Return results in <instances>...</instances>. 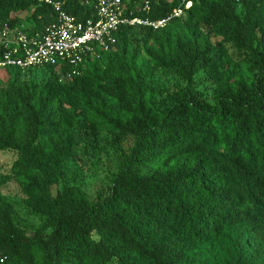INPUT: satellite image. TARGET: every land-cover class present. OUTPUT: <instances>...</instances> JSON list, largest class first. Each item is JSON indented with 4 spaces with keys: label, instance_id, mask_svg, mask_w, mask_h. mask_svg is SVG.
<instances>
[{
    "label": "trees",
    "instance_id": "obj_1",
    "mask_svg": "<svg viewBox=\"0 0 264 264\" xmlns=\"http://www.w3.org/2000/svg\"><path fill=\"white\" fill-rule=\"evenodd\" d=\"M50 1L93 17L87 0ZM144 1L132 17L191 7L162 29L121 26L68 83L54 69L45 81L32 70L0 77V153L16 154L0 189L17 182L42 219L30 229L0 198V264H200L199 252L230 241L215 264H264V0ZM54 21L38 0H0V26ZM160 73L177 90L157 91ZM201 74L216 87L212 105L196 90ZM100 134L133 142L107 189L53 196L77 147Z\"/></svg>",
    "mask_w": 264,
    "mask_h": 264
},
{
    "label": "built area",
    "instance_id": "obj_2",
    "mask_svg": "<svg viewBox=\"0 0 264 264\" xmlns=\"http://www.w3.org/2000/svg\"><path fill=\"white\" fill-rule=\"evenodd\" d=\"M38 2L53 8L55 21L36 32L8 24L0 26V77L12 71L54 69L60 74V82L67 83L81 74L80 67L87 60H94L115 45V35L121 26L162 29L171 20L184 17L191 7L187 2L165 19L153 21L132 17L131 8L136 7L137 0H87L93 17L80 22L68 15L60 3ZM138 4L140 10H149L144 0Z\"/></svg>",
    "mask_w": 264,
    "mask_h": 264
},
{
    "label": "rangeland",
    "instance_id": "obj_3",
    "mask_svg": "<svg viewBox=\"0 0 264 264\" xmlns=\"http://www.w3.org/2000/svg\"><path fill=\"white\" fill-rule=\"evenodd\" d=\"M240 13V10L238 9ZM24 15H21L23 19ZM228 54L233 60H236L241 68L244 64L242 58L231 47H227ZM38 75V81L44 80L45 69H36L33 71ZM205 75L201 74L195 84L196 90L202 94V99L208 105L213 104V97L216 91L214 84L204 79ZM45 81V80H44ZM68 83V82H67ZM64 84V83H62ZM180 84L171 78L168 74L160 73L156 78V88L163 94L168 91L177 90ZM82 136V135H81ZM84 140V137H81ZM131 140L117 142L113 137L100 134L99 137L92 141L81 143L70 158L64 168V175L59 184L52 188V195L55 196L65 187H79L93 200L98 193L105 191L109 185V175L117 172L123 165V152H128L132 145ZM16 159L13 152L0 153V175L8 177L11 174V166ZM3 197L11 203L15 209L16 219L30 229L38 228L42 222L41 217L32 212L24 202L20 187L15 181H10L6 186L0 189V198ZM234 238L242 240L249 247L245 237L240 233L234 234ZM235 245L233 241L221 245H212L198 253V262L200 264H215L225 256L226 249ZM264 260V257H262Z\"/></svg>",
    "mask_w": 264,
    "mask_h": 264
}]
</instances>
